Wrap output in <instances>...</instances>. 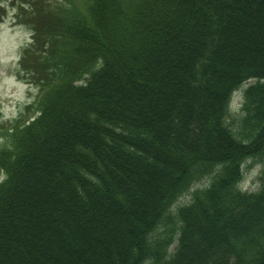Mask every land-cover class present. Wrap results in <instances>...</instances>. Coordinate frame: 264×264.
<instances>
[{
	"label": "trees",
	"instance_id": "trees-1",
	"mask_svg": "<svg viewBox=\"0 0 264 264\" xmlns=\"http://www.w3.org/2000/svg\"><path fill=\"white\" fill-rule=\"evenodd\" d=\"M27 5L37 95L0 120V264H264V168L239 186L264 154V0Z\"/></svg>",
	"mask_w": 264,
	"mask_h": 264
},
{
	"label": "rangeland",
	"instance_id": "rangeland-1",
	"mask_svg": "<svg viewBox=\"0 0 264 264\" xmlns=\"http://www.w3.org/2000/svg\"><path fill=\"white\" fill-rule=\"evenodd\" d=\"M27 8L28 0H0V120L4 123L12 122L20 114H27L26 104L35 101L37 95L36 86L27 82L22 76L19 67V58L22 47L30 42V28L25 23L24 12L19 9L20 5ZM238 99L231 103L226 122L232 128L236 136H240L239 115L235 112ZM233 109V110H232ZM34 111L29 110L32 116ZM0 131V143L3 142ZM243 176L240 181L242 190H253L258 185V177L264 168V154L257 157H248L242 164ZM1 176V175H0ZM212 174L203 175L194 180L191 185L173 201L166 215L173 217L175 223V212L179 206L187 204L191 200L193 189L206 186ZM163 220L155 233L169 230L174 232L176 223L172 225ZM167 223V224H166ZM166 224V225H165ZM175 243V242H174ZM174 243L168 246L172 250ZM143 264H154L151 260Z\"/></svg>",
	"mask_w": 264,
	"mask_h": 264
}]
</instances>
